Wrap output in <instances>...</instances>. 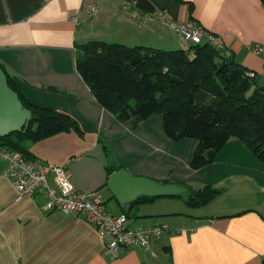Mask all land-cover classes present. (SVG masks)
Listing matches in <instances>:
<instances>
[{"label": "crops", "instance_id": "0c3cea01", "mask_svg": "<svg viewBox=\"0 0 264 264\" xmlns=\"http://www.w3.org/2000/svg\"><path fill=\"white\" fill-rule=\"evenodd\" d=\"M87 5L96 7V13L88 12ZM159 11L171 20H191L219 35L226 53L253 71L258 84H264V52L254 48L264 47L261 0H0V64L30 101L70 114L85 129L100 120L114 137L121 136L118 133L124 124L125 134L134 133L130 124L120 123L92 95L76 67V45L102 40L130 46L188 48L190 44L180 34L155 16ZM134 12L152 18L140 23ZM154 116L138 123L148 134L144 140L171 144L163 135V124ZM77 135L62 132L27 142L26 146L34 159L66 166L77 191L94 190L105 203L107 199L109 213L127 212L129 227L166 224L167 231L152 244L154 254L140 248L120 249L116 255L107 253L104 239L83 215L45 211V197L40 192L19 199L5 174L8 161L0 154V264H264V163L243 142L237 143L239 139L231 138L225 145L231 144L230 148L225 147L219 155L232 153L234 163L222 167L210 164L192 172L205 180L213 179L208 180L211 185L222 183L219 179L231 173L239 186L251 192L252 204L241 210L235 208V212L202 215L176 208L182 199L186 201L183 194L121 207L107 187L112 167L119 165L160 182L180 185L191 180H172L163 160L148 162L146 152L141 151L132 153L134 157L140 153L132 161L124 157L128 164L118 160L107 165L102 159L103 167H81L78 157L84 154L75 148ZM185 140L192 145L187 151L191 159L198 141L181 142ZM175 149L179 157L181 151L176 145ZM214 173L219 176L213 177ZM222 189L204 209L228 187ZM239 212L243 213L237 215Z\"/></svg>", "mask_w": 264, "mask_h": 264}, {"label": "trees", "instance_id": "16d2710c", "mask_svg": "<svg viewBox=\"0 0 264 264\" xmlns=\"http://www.w3.org/2000/svg\"><path fill=\"white\" fill-rule=\"evenodd\" d=\"M261 2L264 5V0ZM76 48L79 74L95 99L119 121L145 120L158 114L169 138L198 141L191 162L194 169L212 163L231 138L241 140L264 163V84H258L254 72L226 55L223 48L208 40L178 49L102 40L77 44ZM5 72L9 85L33 116L26 132L0 137L1 149L17 150L34 159L27 142L62 132L84 135L77 119L30 101ZM119 168L112 167L109 173ZM180 185L188 188L185 202L189 206L207 204L223 191L211 184L198 189ZM155 198L141 196L134 202Z\"/></svg>", "mask_w": 264, "mask_h": 264}, {"label": "built area", "instance_id": "2783aa9c", "mask_svg": "<svg viewBox=\"0 0 264 264\" xmlns=\"http://www.w3.org/2000/svg\"><path fill=\"white\" fill-rule=\"evenodd\" d=\"M86 10L94 14L97 8L87 5ZM133 15L139 16L140 23L152 18L148 14L139 15L138 12H134ZM155 16L190 43L208 40L218 48L223 47V41L219 35L206 31L201 25L194 24L191 20L174 21L163 11H159ZM254 48L257 52H264V47L261 45H255ZM225 54L228 55L226 51ZM0 154L8 161L5 174L12 180L19 199L40 192L45 197L43 206L45 211L58 210L65 214L83 215L95 225L99 235L104 239L107 253L116 255L120 249L140 248L154 254L152 244L159 240L168 229L166 224L129 227L127 215L109 213L105 200L97 191H77L64 165H51L37 159H27L20 151L6 148L1 149Z\"/></svg>", "mask_w": 264, "mask_h": 264}, {"label": "rangeland", "instance_id": "374dc122", "mask_svg": "<svg viewBox=\"0 0 264 264\" xmlns=\"http://www.w3.org/2000/svg\"><path fill=\"white\" fill-rule=\"evenodd\" d=\"M186 42L188 44H191L189 41H186ZM155 47L169 49L166 47H157V46ZM154 117H156L160 125L161 123L163 124V120L160 115L155 114ZM149 118L145 119V121L148 120ZM135 119L136 118H132L124 122H121L118 120L122 124L123 123L130 124L131 127L135 129L136 131L138 129L137 132L135 131L134 133H132L130 131L129 134H125L127 132V128L124 124V128H122L120 133H118V134H121L120 137H114L113 135H109L110 131H109L108 125L106 123H101L100 120L96 122L93 125V127H89L88 129H85L80 123L82 129L84 130V135L83 136L77 135L78 142L75 144V148L78 150V152H80V154L81 153L84 154V156L78 157L79 165L81 167H86L90 165H93V166L100 165L103 167L102 159L106 160L107 165L117 164L118 160L120 162H125L128 164L130 162L126 161L124 157L129 156V160L132 161L135 157L139 156L140 154L138 153L134 157L132 153L141 151V153L146 152L147 157L149 158L147 160L148 162L157 161L159 159L163 160L165 163L166 170L168 173H170L172 180L175 179L176 177L178 178L180 177L181 180H191V181H186L188 183H184V184L190 185V187H193L195 189L202 188L206 184H208L209 182L208 180H213L211 178L205 180L203 177H201L202 176L201 174H196V175L193 174L192 170H198V169H194L191 166V162L194 156V153H193L194 151L191 153L192 156L190 155L191 159H188V156H189L188 153L192 146L191 144H186V141L188 140L181 142L183 141V139L174 140V139L169 138L170 139L169 141L171 143L169 145L162 144L160 142H155V141L147 143L144 140L145 138L144 136L148 135L144 132L145 127H142L141 123L138 125V123L141 120L140 118H137V121ZM156 119H154L153 121H155ZM162 132H163V135H165L164 137L166 138V134L164 133L163 130ZM184 139H194V138H184ZM239 141L240 142H237V143H241L242 145V141L241 140ZM150 144H153V145H150ZM175 145L181 151L179 153L180 154L179 157H177L178 152H176ZM225 145L219 150L213 162L210 164L222 167V166H226V165H229L230 163L235 162L232 159L233 157L232 153L223 154L221 158H219L221 151L225 147L226 149H229L231 146V144L227 146ZM248 151L250 152L251 150L249 149ZM250 153H253V152L251 151ZM188 162H189V166H188ZM210 164H207V165H210ZM222 173L223 171L221 172V174ZM230 174L231 173H228L226 176H222L219 180L223 182L214 185L220 188H224L227 186L228 190L226 189V192L222 196H220V198H218V200L214 202V204H210L208 208L204 209V207L206 206L205 204L204 206L202 205L201 207L200 206H189L186 202L182 201L183 199L180 201V204L176 208L185 210L186 212H192V211L196 212L194 214H202V215L205 214L206 215L207 213L211 211L222 212L221 210H224V212H235L233 211V210H236L235 208H239L238 210H241L242 208L251 206L252 204L251 203L252 198L250 197L252 195L251 192L248 191L245 187L239 186L237 184L236 178L234 176L230 177ZM212 176L217 177L219 175L218 173L217 174L214 173ZM183 195L184 197H188L189 192L185 191ZM108 202L109 201L106 199V204H108ZM217 206H219L221 209L218 208ZM134 219L135 218H133V220Z\"/></svg>", "mask_w": 264, "mask_h": 264}, {"label": "water", "instance_id": "95a60500", "mask_svg": "<svg viewBox=\"0 0 264 264\" xmlns=\"http://www.w3.org/2000/svg\"><path fill=\"white\" fill-rule=\"evenodd\" d=\"M32 116V111L24 106L19 94L9 85L7 73L0 65V137L17 131L26 132ZM107 187L121 207L141 196L173 197L186 191L184 186L177 183L135 175L125 167L109 175Z\"/></svg>", "mask_w": 264, "mask_h": 264}]
</instances>
